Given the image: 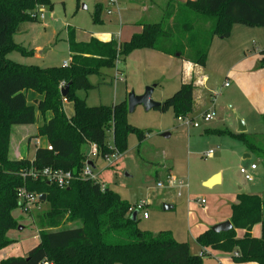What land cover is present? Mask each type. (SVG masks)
<instances>
[{"label": "trees", "instance_id": "16d2710c", "mask_svg": "<svg viewBox=\"0 0 264 264\" xmlns=\"http://www.w3.org/2000/svg\"><path fill=\"white\" fill-rule=\"evenodd\" d=\"M168 0L163 19L158 24L143 25L142 33L129 42L115 40L102 42L93 38L89 43H77L69 30V52L73 57L67 67L40 68L16 63L8 58L18 51H27L18 45L14 34L21 32L26 23L35 18L40 7L52 8L51 0H0V251L12 244L8 232L17 229L13 217L19 209L18 191L45 195L50 210L41 220L39 243L25 257L9 258L0 264H203L204 253L192 255L188 243L178 242L170 232L158 234L142 231L131 220L132 205L123 200L109 186L76 179L62 189L47 181L24 179L21 174L29 168H52L72 172L79 177L88 155L81 152L83 144H94L98 157L105 159L115 152L128 151V137L136 135L142 143L148 132L139 130L128 121V104L111 107H89L77 91L94 89L89 77L100 75L103 69H114L116 63L136 50H153L204 67L214 37L229 38L235 25L264 29V0H194L177 5ZM102 8L95 7L94 22H101ZM202 17L215 18L208 37L193 43L190 51L176 40L178 35L188 36L196 30ZM172 20V27L164 29ZM170 42V47L165 44ZM264 68V50L260 52ZM121 75L118 71V76ZM62 84H71L66 97H62ZM36 91L44 99L37 108L29 106L26 92ZM74 103V114L68 118L63 100ZM193 83L183 84L157 108L161 113L172 111L175 118H188L193 111ZM37 112L52 117L38 129V136L47 138L52 150L38 148L35 159L12 160L9 157L14 126H30L37 122ZM240 140L251 152L257 153L250 136L231 131H207ZM111 135V136H110ZM112 138V145L108 140ZM232 205L233 229L216 234L211 229L197 238L203 249L235 253L237 264H264V199L239 194ZM43 203L39 201L37 205ZM67 224L72 226L68 227ZM262 226L261 238L252 236L254 226ZM237 230L245 235L237 238ZM237 254V255H236Z\"/></svg>", "mask_w": 264, "mask_h": 264}, {"label": "rangeland", "instance_id": "374dc122", "mask_svg": "<svg viewBox=\"0 0 264 264\" xmlns=\"http://www.w3.org/2000/svg\"><path fill=\"white\" fill-rule=\"evenodd\" d=\"M51 3V9L40 7L36 11L44 15L43 20L26 23L21 32L13 36L18 45L33 53L24 55L14 51L8 56L10 60L40 68L63 67L65 62L71 60L69 30L77 39H82L81 42H87L88 40H84L90 36L101 39L104 35H114L120 38L121 27L117 12H120L122 5L119 6V2L112 4L111 0H51ZM98 4L104 7L102 21L94 22L95 7ZM164 9L165 5L163 11L161 10V17L155 16L146 23H160ZM109 10L111 15L108 14ZM215 21V18L201 16L193 34L178 35L175 41L186 48L184 53H187L193 43L201 44L208 37ZM170 27L172 20L165 23L164 29ZM238 28L257 30L254 32L259 33L258 45L264 48L263 28ZM213 40L203 67L208 82L198 89L202 98L193 105L191 116L187 120L179 121L171 110L166 113L156 109L147 112L142 105H138L133 113L128 112V121L139 130L148 132L146 139L140 143L136 135H130L127 141L128 151L112 168L99 171V180L130 205L139 202L148 205L147 210H144L148 211V219H144L143 214L138 217L140 230L155 234L170 232L178 242L189 243L194 254L198 252L192 238L195 230L200 224L211 221L210 218L223 215L226 207H230V198L238 193L264 194V117L259 114L253 116L249 105L251 97L256 102L259 101L261 86L256 83L257 96L250 93L252 87H255L253 81L244 80L242 89L232 81L229 82L230 88L224 87L229 81L225 71L233 64V58L238 57L239 51L233 58L230 55H221L212 50L215 48V43L212 46ZM165 46L171 48L170 42ZM249 50L253 51V48L250 47ZM185 65L178 58H169L157 51L136 50L126 58L125 63L119 60L116 68L103 69L100 75L90 76L89 81L94 89L87 93L77 91L76 95L86 100L89 107H111L123 102L128 104L131 94L141 96L147 88L154 87L152 100L162 103L166 98L172 97L185 82ZM118 71L121 73L119 76ZM243 78L245 79V75ZM60 87L63 90L66 86L62 84ZM64 107L66 116L70 118L74 114V103L69 102ZM207 114H213V118L205 120ZM237 116L240 121L244 117L253 120V130L257 136L254 138L251 135L250 138L258 148L256 154L236 138L207 133V130L230 131L231 122L235 124ZM188 120L191 123L186 126ZM34 129V126L15 127V141L18 140L21 130L31 132ZM165 135L169 137L166 138ZM108 142L112 145L111 138ZM23 144L26 145L25 142ZM91 148L92 145L83 144L81 152L89 155ZM29 149L32 156L35 150L33 140ZM209 151H213L214 155L207 158L205 154ZM246 153L252 154V158L245 160ZM99 163L101 168L106 165L103 161ZM252 164L256 165L257 170H251ZM241 169L247 171L253 182L245 180V176L240 173ZM216 175L220 176V184L206 187L205 183ZM170 178L183 181L186 187L179 188L176 183L168 187ZM159 183L163 186L159 187ZM163 205H171L173 210L164 211ZM49 210L50 205L47 202L33 207L29 213H23L20 209L14 210L12 215L17 220L18 227L8 232L7 237L12 244L0 251V257L6 252H10V258L23 257L24 253L35 248L39 243L41 220ZM213 257L211 264L215 262ZM208 260L206 258L203 262L210 264L206 262Z\"/></svg>", "mask_w": 264, "mask_h": 264}, {"label": "crops", "instance_id": "0c3cea01", "mask_svg": "<svg viewBox=\"0 0 264 264\" xmlns=\"http://www.w3.org/2000/svg\"><path fill=\"white\" fill-rule=\"evenodd\" d=\"M187 1H194V0H176V2H177L176 4L182 5V4H185ZM117 2H119V6L122 5L120 12L119 11L117 12L119 27H121L120 38L117 36H114V35H104V37H102L101 39L90 36V37H87L86 40H84V41L88 40L87 42H81L82 39L81 40L77 39V37L75 36V41L77 43H89L93 38H95V39H98L102 42H109L111 40H115L120 44L129 42L134 35L142 33L143 25H145V24H158V23H146V22H147V20H150L155 16L161 17L162 11H163V6L165 5V9H164V12H165V10L167 8V4H168V0H118ZM98 5L101 6L102 11H103V8H104L103 5L102 4H98ZM26 25L27 24H25L24 26H26ZM238 27H241V26L235 25L233 27L231 35L229 38L223 39V38L215 37L213 40V43H212V46L215 43L214 44L215 46H213L215 48L212 50H214L217 53H220L221 55H224V54L230 55V57H232V58L234 57V54H236V52L239 51L238 57L233 58L234 59L233 64L229 65L225 71L226 79L229 80L226 83H228L229 86L226 87L224 84V87L230 88L229 82L232 81L237 85V87L239 89H242L243 81L249 80V81L255 82V87H252L253 90H251L250 93L256 95L257 91L255 90V88L256 89L258 88L256 85V83H258L261 86L260 87L261 89L259 91L260 95H258L259 101L256 102V100L251 97L250 98L251 101H249L250 102L249 105L252 108L251 111L253 112L252 113L253 116H256L259 114V115L264 117V68L261 67V64H260V61H261L260 52L263 51L264 48L258 45L259 41L257 40V35H259V33L254 32L257 30H252V29H248V28H238ZM223 43H225V44H223ZM250 47L253 48V51L249 50ZM70 54H71V59H72L73 54L72 53H70ZM163 55H165V54H163ZM165 56H167L169 58L174 57V56H169V55H165ZM175 57L186 64L185 67L187 68V77L185 78V82L182 83L181 86L183 84L193 83V87H194V103H193V105H194L196 102H200V100L202 98V93L198 89L200 87H203V85L208 82V81H206L207 79L204 76V74H205L204 69L201 66L195 65V64H193L189 61H186L184 59H180L179 56L178 57L175 56ZM70 61H69V63H70ZM30 66H33V65H30ZM198 74H199V76H198ZM243 75H245V79L243 78ZM181 86H180V88H181ZM25 94H26L27 104L29 106H34L35 108H37V102L42 101L44 99L43 95H40L36 91L31 90V91L26 92ZM64 103L65 104L63 106H65L66 104H69V102H64ZM64 111H65V107H64ZM235 113H236V110H235L234 114ZM38 114H39V116H38ZM51 117H52L51 112H47L46 115H44V116H42L40 113L37 112L36 124L30 125V126H34L35 129L32 130L31 132L21 130L18 134L19 137H18L17 141H15V139H14V135H15L14 128L20 127V126H14L13 127L12 135H11V141H10V152H9L10 159H12V160L28 159L30 161H33L35 159V154H36V151L38 148H47L49 146V142H48L47 138L38 136V129H39V127H41L43 125V123L45 121L49 120ZM239 118L240 117L237 116V119H236L237 122H235V124L233 122H231L232 126L230 127L229 130L235 134H246L248 136L252 135L255 138L257 135H256V133H254V130H253L254 129L253 120H248L247 118L244 117V118H242V121H243L242 122V121H240ZM239 122H242L244 127H245L244 133H240L238 131L239 130V125H238ZM40 123L42 124L41 126L39 125ZM27 127L28 126H26V128ZM207 131H210V130H207ZM250 131H252L253 133H251ZM32 140L34 141L35 150H34L33 155L30 156L29 145H30ZM24 142L26 143L27 146L23 144ZM251 155L252 154H250V153L249 154L246 153L244 155V159L245 160L251 159L252 158ZM252 165H254V164H252ZM98 167H99L100 171H101V169H103L100 167V163H98ZM256 170H257V168H256ZM239 194H241V193H238L235 196H233L232 198H230V201H229L230 207L229 206L226 207L227 210H224L223 215H217V217L214 219L210 218L209 220H211V221H209L207 224L204 223V224H200L198 226V229L195 230V234L192 235V238L195 242V248L198 249V252H196L195 254L193 252H191V254L201 255L202 253H204L205 255H207L204 259L208 258L209 260L206 262H208L210 264L212 263L211 257H213V255H215V257H213L215 260L214 264H237L233 260L234 255L237 252L223 253L220 251L203 249L202 247H200L198 245L197 238L201 234L210 230L213 226L220 224V223H223V222H226V221H231V217H232L231 207H232V205L238 203L237 196ZM246 194L247 195H253V196L256 195V196H259L262 199H264V194H255V193H253V194L252 193H246ZM225 206L226 205L224 204V207ZM251 234L255 238H261L262 226L260 224L254 226V228L251 231ZM244 235H245L244 230H237V238L241 239ZM38 242H39V234H38ZM190 251H192V250H190ZM25 252H26V250H25ZM28 252L24 253L23 257H25ZM9 253L10 252H6L3 255V257H0V263L4 260H7L10 258ZM224 258H226V259H224ZM203 264H205V263L203 262ZM247 264H255V263H247Z\"/></svg>", "mask_w": 264, "mask_h": 264}, {"label": "built area", "instance_id": "2783aa9c", "mask_svg": "<svg viewBox=\"0 0 264 264\" xmlns=\"http://www.w3.org/2000/svg\"><path fill=\"white\" fill-rule=\"evenodd\" d=\"M111 3L117 4V0H111ZM108 14L109 15L112 14L110 10L108 11ZM35 18L37 21H41L43 20L44 15L42 13L37 12ZM68 65L69 62L64 63L65 67H67ZM225 86L228 87L229 84L225 83ZM217 95L218 94H215V96ZM63 101L67 102L65 99ZM212 118H213V114H207L205 116V120L207 121L211 120ZM184 120H187V118L185 119L179 118V121H184ZM190 123L191 122L188 120L186 121L185 125L189 126ZM90 145H92L91 153L88 155L86 164L83 170L81 171L79 177H76L72 172H66L63 170H54L52 168L37 169L35 167L27 169L21 174V176L24 179L28 178V179H32L33 181H39V180L47 181L49 183L57 185L59 188L62 189L68 188L70 184L76 179L86 180V181L90 180L100 183L102 184V186H105L103 182L99 180L101 173H99L100 169L98 167V163L102 161L106 163L103 169L112 168V166H114L117 163V161L121 159L122 155H120L118 152H115L111 156L106 157L105 159H101L98 157L97 146L94 144H90ZM47 148L48 150H52V147L50 145ZM213 155L214 152L209 151L205 154V157L210 158ZM256 168H257L256 165L251 166V170H256ZM240 173L245 176L246 181L253 182V178L247 173L245 169H241ZM175 183L178 185L179 188L186 187L183 181L177 180L175 178H170L167 186L172 187ZM158 186L162 187L163 185L159 183ZM17 195H18V202L20 204L19 209L23 213H29L30 210H32L33 207L37 206V204L40 201L39 200L40 195L29 193L26 189L23 188H21L18 191ZM201 203L203 204L204 201L202 200ZM147 206L148 205L145 204L144 202H139L138 204L132 205L129 209V214L132 215L134 213H137V217L143 214V218L148 219L149 217L148 211H144L145 209L147 210Z\"/></svg>", "mask_w": 264, "mask_h": 264}, {"label": "water", "instance_id": "95a60500", "mask_svg": "<svg viewBox=\"0 0 264 264\" xmlns=\"http://www.w3.org/2000/svg\"><path fill=\"white\" fill-rule=\"evenodd\" d=\"M178 56L179 55H177V57ZM70 86H71V84H68L61 91L62 97H64V98L66 97L67 93L69 92ZM153 92H154V87H149L146 89L145 93L141 96H135L134 94H131L129 96V100H128V111H129V113H133L138 105H142L147 112L159 108L161 103H156L152 100ZM238 131L240 133L245 132V127H244L242 122H239V130ZM164 137L168 138L169 135H165ZM217 184H220V176L219 175H216L213 178H211L208 182L205 183V186L208 188H211ZM39 200L41 202H45L46 196L40 195ZM163 210L167 211V212L172 211L173 207L171 205H163ZM131 220L132 221L137 220V213L132 214ZM18 229L22 230V227H19ZM232 229H233V225L230 221H226V222L217 224L211 228V230L216 234L227 233V232L231 231Z\"/></svg>", "mask_w": 264, "mask_h": 264}]
</instances>
